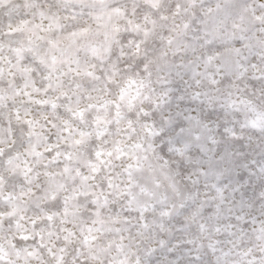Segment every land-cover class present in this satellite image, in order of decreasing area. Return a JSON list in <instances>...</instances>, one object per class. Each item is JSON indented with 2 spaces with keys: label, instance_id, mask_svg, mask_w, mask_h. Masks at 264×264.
<instances>
[{
  "label": "clouds",
  "instance_id": "9594fccd",
  "mask_svg": "<svg viewBox=\"0 0 264 264\" xmlns=\"http://www.w3.org/2000/svg\"><path fill=\"white\" fill-rule=\"evenodd\" d=\"M0 264H264V0H0Z\"/></svg>",
  "mask_w": 264,
  "mask_h": 264
}]
</instances>
